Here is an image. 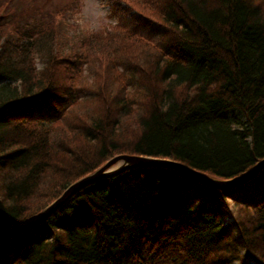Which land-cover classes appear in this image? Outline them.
Here are the masks:
<instances>
[{"label": "trees", "instance_id": "trees-1", "mask_svg": "<svg viewBox=\"0 0 264 264\" xmlns=\"http://www.w3.org/2000/svg\"><path fill=\"white\" fill-rule=\"evenodd\" d=\"M62 1L0 0V230L115 154L215 179L264 157V0H122L66 50ZM236 188L126 169L0 234V264H264V202L230 209Z\"/></svg>", "mask_w": 264, "mask_h": 264}, {"label": "water", "instance_id": "water-1", "mask_svg": "<svg viewBox=\"0 0 264 264\" xmlns=\"http://www.w3.org/2000/svg\"><path fill=\"white\" fill-rule=\"evenodd\" d=\"M130 168H166L175 172H179L182 175L188 177L192 181L209 186L216 189H231L241 186L254 178L256 175L264 171V157L258 160L248 170L241 172L240 174L228 177V178H216L210 175L204 174L196 169L184 164L177 160L164 158V157H151L139 154H115L108 158L103 164H100L93 171L78 177L75 181L69 183L62 192L43 209L28 219L21 225L12 227L5 231H1L0 234L11 232L12 230H19L29 226L38 224L43 220L49 218L70 196L76 193L78 190L86 186L87 184L94 182L100 178L116 175L126 169Z\"/></svg>", "mask_w": 264, "mask_h": 264}, {"label": "rangeland", "instance_id": "rangeland-1", "mask_svg": "<svg viewBox=\"0 0 264 264\" xmlns=\"http://www.w3.org/2000/svg\"><path fill=\"white\" fill-rule=\"evenodd\" d=\"M62 2H66V6L64 8V12L60 13L61 25L59 27H61V33L59 34L61 38L59 39V41L61 43L60 46H63L65 48L64 50L73 47L75 45V42L78 41L77 39H79L80 37L89 35L94 32H105L112 29L117 19V17H115V8L125 5L124 3H122V0H108L112 12L111 22L106 23L102 30L97 31L93 29V23L96 19V8L94 7L93 0H63ZM117 4L119 6H116ZM57 196L52 198L47 204L53 201ZM228 201L230 209L233 210L238 206H241L242 204H257L264 202V173L257 180H253L243 187L235 189L232 197ZM47 204H45V206ZM231 220L232 219L230 217H227V219L223 223L225 225H228L231 233H235V229L231 224H229ZM5 230L7 229L0 230V232H3ZM243 264H255V262L253 260L251 261V259H246Z\"/></svg>", "mask_w": 264, "mask_h": 264}, {"label": "clouds", "instance_id": "clouds-1", "mask_svg": "<svg viewBox=\"0 0 264 264\" xmlns=\"http://www.w3.org/2000/svg\"><path fill=\"white\" fill-rule=\"evenodd\" d=\"M96 8V19L93 23L94 30H102L106 23L111 22L112 12L108 0H93Z\"/></svg>", "mask_w": 264, "mask_h": 264}]
</instances>
